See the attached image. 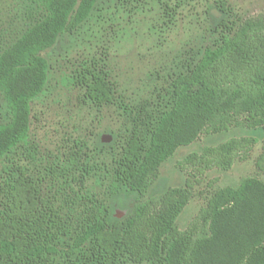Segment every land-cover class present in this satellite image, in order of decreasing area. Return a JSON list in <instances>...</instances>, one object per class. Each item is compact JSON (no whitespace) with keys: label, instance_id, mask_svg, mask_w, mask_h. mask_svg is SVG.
<instances>
[{"label":"trees","instance_id":"obj_1","mask_svg":"<svg viewBox=\"0 0 264 264\" xmlns=\"http://www.w3.org/2000/svg\"><path fill=\"white\" fill-rule=\"evenodd\" d=\"M159 1L173 9L170 0ZM23 2L19 35L0 33V264H264V152L256 160L261 175L209 191L185 230L177 221L195 196L189 181L111 223L110 206L87 186L92 167L82 144L63 162L46 165L43 174L30 173L22 161L36 157L31 103L45 90L50 69L42 52L73 33L97 0ZM75 80L96 105L115 102L116 86L98 62L80 67ZM170 87L165 108L121 103L132 127L113 161L112 193L126 188L144 195L161 164L203 133L264 130V15L223 21L217 43ZM257 141L232 138L191 154L189 162L202 170H229Z\"/></svg>","mask_w":264,"mask_h":264},{"label":"rangeland","instance_id":"obj_2","mask_svg":"<svg viewBox=\"0 0 264 264\" xmlns=\"http://www.w3.org/2000/svg\"><path fill=\"white\" fill-rule=\"evenodd\" d=\"M169 3L173 9L165 8L159 0H97L90 16L73 33L60 35L42 52L50 65L48 80L45 90L31 103L29 117L36 157L22 163L36 177L43 174L46 165L63 162L76 143L82 144L92 167L87 186L110 206L111 223L128 216L138 204L158 199L169 188L185 186L189 181L195 196L177 221L185 230L205 206L209 191L236 186L250 175H261L256 160L264 152V130L233 127L220 133H203L192 143L178 147L161 164L158 178L144 195L126 188L112 193L113 161L132 127V119L121 103L165 108L171 99V80L197 63L208 46L217 43L221 23L228 20L238 24L264 15V0ZM24 8L23 0H0V33L8 39L19 35ZM93 60L108 71L116 86L112 104L91 102L75 80L80 67ZM3 114L4 104L0 101V121ZM241 137L258 141L248 157L236 161L229 170H202L189 162L193 153ZM149 138L147 135V144Z\"/></svg>","mask_w":264,"mask_h":264}]
</instances>
